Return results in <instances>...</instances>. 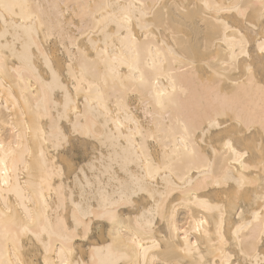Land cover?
Returning a JSON list of instances; mask_svg holds the SVG:
<instances>
[{
    "label": "bare ground",
    "instance_id": "bare-ground-1",
    "mask_svg": "<svg viewBox=\"0 0 264 264\" xmlns=\"http://www.w3.org/2000/svg\"><path fill=\"white\" fill-rule=\"evenodd\" d=\"M4 2L24 4L29 7L16 8L14 14L0 9V15L7 17L6 20L0 19V142L7 146L11 140L15 145L13 127L19 128L22 133L27 131L26 126L31 127L33 132L22 143L25 152H32L34 155L29 157L25 154L23 159L20 155L16 157L18 186L24 199L19 201L15 192L10 193L7 188L0 185V209L3 208L5 200L10 203L14 212L23 211L21 204L35 207L34 204H29V200L38 197L39 174L34 173L37 178L30 180V175L24 171V168L25 165L36 167L43 137L55 136L57 128L68 126L66 119L62 121L58 117L65 111L64 98L70 91L71 105L79 109L82 122L95 125L98 129L96 135H103L107 144L101 153L99 141L81 137L76 139L69 149L52 153L53 159L59 157L57 167L65 161L64 157H68L71 163L79 155H87L89 158L83 165L85 171H80L82 166L79 165L73 172H64L62 187L60 177L57 176L53 181L56 190L49 193L48 188H44V196L50 197L49 217L53 230L57 229L61 219L67 217L70 221L73 204L80 203L81 194L85 191L87 194L84 207H91L103 216V200L114 198L118 201L122 189L142 181V174L146 173L148 164L160 165L158 153H162L165 142L171 145L173 137L179 140L183 130L182 123L186 121L191 125V117L195 110L215 102V97L209 96L205 89L198 87V73L205 71L200 60L205 54L206 42L212 50V55L208 58L211 59L215 55L213 50L215 20L212 18L215 14L204 9L203 4L206 0H4ZM210 2L227 3L228 0H210ZM249 2L258 3V0H249ZM116 4L124 7L136 5L131 9L133 12L131 34L135 35L137 44L130 43L123 49L126 61L136 62L138 59L139 68L147 80L145 85H139L141 72H137L135 89L130 86L132 81L127 79L129 72L126 66H117L114 76L112 70L105 64L104 57H97L96 52L92 50V45L103 49L107 40L110 51L121 52L119 38L113 39L117 28L112 16L121 9L110 6ZM37 12L45 21H51L54 26L62 25L66 34H78L79 40H74L73 44H78L81 52H88L87 55H77L75 72L82 81L79 92L71 85L66 74V64L63 65L65 68L63 79L57 75L55 80L49 77L51 83L44 81L43 78L50 69L45 68L40 58L43 51L47 49L52 52L57 69L62 67L61 60L67 61L68 54L67 50L59 49L57 40L45 41L44 32L39 35V40L43 42L41 53L37 54L34 51L32 45L36 40V33L29 35L27 29L30 22L26 17L29 13L35 15ZM253 15L258 19V10ZM137 20L144 26L143 31L135 26ZM97 21L100 22L99 25ZM36 26L39 27V24ZM145 35L149 37L147 42L144 40ZM222 37L221 32V39ZM149 49L152 56L159 53L156 68L151 66L152 56L149 55ZM193 64L197 69L195 72L192 70ZM229 75L241 78L236 73ZM231 87L226 79L221 97ZM157 91L168 94L164 97V107H159L155 101ZM258 103L257 98V106ZM72 118L75 120L76 116ZM117 119L123 125L122 128H118ZM178 120L181 121L180 124L177 123ZM53 122L56 127H53ZM138 129H143L145 132L151 129L157 139H151L150 134L149 138H142L138 134ZM78 144L81 145L80 148L77 147ZM43 150L47 151V148ZM93 160L96 161L97 174L101 170L109 174L103 181V187L95 182L96 174L87 167ZM9 163L11 164V161ZM71 168L72 166L67 167L66 170ZM16 175L14 173L11 178L13 188L17 186ZM183 175V173L182 176L169 174L166 181L161 169L160 178L152 181L157 187V202H159V194L165 189L173 186L181 187ZM188 175L195 179L197 174L193 169ZM253 175L256 173L254 172ZM139 199L143 202V197ZM177 200H171L167 204L160 203L161 212L165 207L167 208L168 218L161 220L160 216L156 215L151 225L147 220L142 225H138L137 211L124 205L119 207L117 214L120 219L115 223L110 219L93 216L91 223L97 231L99 230L97 236H100V242L90 241L86 247L94 244L99 249L95 255L96 264H116V262L134 264L137 259L139 264H144V252H147L146 258L149 264H194L193 257L182 251L185 246V232L191 239H199L201 255H205V258L211 261L212 257L208 255L211 242L202 233L198 236L193 229L200 219H205L212 221L211 231L214 233L220 213L201 214L198 209H194V206L193 211H190L186 203L176 206L173 211V205H177ZM222 202V194L219 201L215 198L212 200L214 204ZM252 203L254 204L255 201ZM249 207L246 193L240 201L237 213L243 209L247 214ZM231 218L232 213L229 208V220L225 224L226 232ZM169 221L173 226L171 231ZM203 227L207 229L209 225ZM110 230L116 240L112 252L107 248V243L112 242L109 239ZM91 231L92 227L89 234ZM134 236L142 243V248L136 250L141 252L139 257L133 251L134 246L130 245ZM22 246L29 254V259L36 258L35 249L30 246L28 238L22 241ZM228 254L232 256L229 250ZM2 256L5 261L10 258L6 250L2 252Z\"/></svg>",
    "mask_w": 264,
    "mask_h": 264
},
{
    "label": "snow or ice",
    "instance_id": "snow-or-ice-1",
    "mask_svg": "<svg viewBox=\"0 0 264 264\" xmlns=\"http://www.w3.org/2000/svg\"><path fill=\"white\" fill-rule=\"evenodd\" d=\"M27 7L29 6L9 4L0 0V9L6 13L14 14L16 8ZM110 7L121 9L119 13L112 16L117 28L113 39L119 38L121 52L110 51L107 40L103 49L92 45V50L96 52L97 57H104L105 64L112 70L114 76L117 66H126L129 72L127 79L132 81L130 86L135 89L137 87L135 74L141 72L139 61L138 59L136 62L126 61L123 49L130 43L137 44L135 35L131 34L133 28L131 9H134L136 5L124 7L116 4ZM203 7L207 12L215 14L212 17L215 20L213 25L215 55L211 59L208 58L212 55V50L206 42L205 54L200 60L205 71L198 73V87L205 89L209 96L215 97V102L195 110L191 117V125L186 121L182 123L183 130L179 140L173 137L171 145L165 142L162 153H158L160 165L148 164L146 173L142 174V181L122 189L118 201L114 198L103 200V216L91 207H84L87 194L85 191L81 194L80 203L73 204L71 220L69 221L67 217L61 219L57 229L53 230L48 209L50 197L44 196V188L47 187L49 193L56 190L53 181L57 176L60 177L62 187L64 172L67 167H71V160L68 159L57 167L59 157L53 159L52 153H59L61 149L72 145L81 137L99 141L101 153L107 144L103 135H96L98 129L95 125L82 122L79 109L71 105V93L68 91L64 98L65 111L58 117L62 121L66 119L68 126L62 129L57 128L55 136L43 137L36 167L25 165L24 168V171L29 173L30 180L37 178L34 173L39 174L38 197L35 200H29V204H34L35 207L21 204L23 211L14 212L10 203L5 200L3 208L0 209V264H96L95 255L99 249L94 244L90 247H77L78 241L82 244L90 243L89 232L93 216L110 219L115 223L120 219L117 214L118 209L124 205L137 211L138 225H142L145 220L151 225L156 215H159L161 220L168 218L167 208L165 207L161 212L160 203H170L171 200H177L178 196L179 199L177 205H173V211L176 206L186 203L190 211H193L194 206V209H198L201 214L220 213L214 233L211 231L212 221L205 219H200L193 229L198 236L202 233L211 242L208 252V255L212 257L211 261L207 260L205 255H201L199 239H191L185 232V246L182 251L193 257L194 264H264V0H258V3H251L249 0L212 3L206 0ZM257 10L258 19L253 15ZM0 19L6 20L7 17L0 15ZM26 19L30 22L27 29L29 35L36 33V40L32 47L37 54L41 53L43 47V42L39 40L41 32H44L45 41L55 39L58 41L59 49L67 50V61L61 60L60 69L56 68L52 52L47 49L43 51L40 58L45 68L50 69L45 74L44 81L51 83L57 75L63 79L65 73L63 65L66 64V74L71 85L79 92L82 81L75 72L77 55L88 54L87 51L81 52L78 44H73L74 40H79V35L66 34L62 25L54 26L51 21H45L39 12L35 15L29 13ZM96 23L99 25L100 22ZM37 24L39 27L36 26ZM135 26L143 31L144 26L139 20L136 21ZM148 39L149 37L145 35V42ZM149 55L152 56L150 49ZM158 57L159 53L152 56L153 68L157 67ZM192 70L197 71L195 64L192 65ZM230 73H236L241 78L230 76ZM226 79L232 87L221 97ZM146 83L147 80L141 72L139 85ZM167 95L163 91L156 92L155 101L159 107H164V97ZM245 101L248 102L245 103ZM37 112L39 114V105ZM73 116H76L75 120ZM177 123L180 124L181 121L178 120ZM116 124L118 128L123 127L119 119L116 120ZM26 127L27 131L24 133L19 128L13 127L15 145L11 140L7 146L0 142V185L7 188L10 193L15 192L19 201H22L24 196L18 186L16 157L20 155L23 159L25 154L29 157L34 155L32 152H25L22 143L33 132L31 127ZM53 127H56L55 122ZM36 131L38 134L39 130ZM138 134L142 138H149L150 134L151 139H157L151 129L148 132L138 129ZM45 147L47 151L43 150ZM190 147L191 151H189ZM95 164L96 161L93 160L87 167L96 174L95 182L103 187V181L109 174L103 170L97 174ZM185 165L187 167H184ZM161 169L166 181L169 174L182 176L183 173L184 175L181 187L173 186L165 189L159 194V202H157V187L152 181L160 178ZM193 169L197 174L195 179L188 175ZM80 171H85V166H82ZM254 172L256 175H253ZM14 173L17 174L15 188L11 184ZM246 193L249 210L247 214L243 209L237 213L240 201ZM221 194L223 202L212 203L214 198L219 201ZM141 197L143 202L139 199ZM253 201H255L254 204ZM229 208L232 218L226 232L225 224L229 220ZM206 224L209 228L204 229L203 226ZM172 227L169 221L170 231ZM25 238L29 239L30 246L35 249L36 258L34 259L28 258L29 254L22 246ZM109 239L112 242L107 243V248L109 252H112L116 240L111 230ZM130 245L134 246L133 251L139 257L141 252L136 250L142 248L141 241L134 236L131 238ZM228 249H234L232 256L228 254ZM4 250L10 255L7 261L2 256ZM143 254L145 255L144 264H149L146 258L147 252ZM134 264H139V259Z\"/></svg>",
    "mask_w": 264,
    "mask_h": 264
},
{
    "label": "rangeland",
    "instance_id": "rangeland-1",
    "mask_svg": "<svg viewBox=\"0 0 264 264\" xmlns=\"http://www.w3.org/2000/svg\"><path fill=\"white\" fill-rule=\"evenodd\" d=\"M72 145H74V143L72 144ZM72 145H70V146H68V147H66V148H64L65 150L66 149H69V147H71ZM78 148H80L81 147V145L80 144H78V146H77ZM81 152V151H80ZM89 158V156H87V155H79V156H77V157H75L74 158V161L71 163V166H72V168L70 169V170H65V172L66 171H68V173L69 172H73L77 167H79V165L80 166H83V165H85L84 164V162H87V159ZM64 160L66 161V160H68V157H64ZM70 182V181H69ZM96 229V230H95ZM94 230H95V232H94ZM94 232V233H93ZM97 233H99V230L97 231V228L95 227L94 228V226H92V231H91V233L89 234V236H90V241L92 242V241H95V242H100L99 240H100V236H97L98 234ZM92 238V239H91ZM94 238L96 239V240H94ZM79 244H80V246H79ZM86 244L87 243H83L82 244V242H77V247L79 248V247H81L82 245L84 246V247H86ZM229 250V252L233 255V253H234V249H228Z\"/></svg>",
    "mask_w": 264,
    "mask_h": 264
}]
</instances>
